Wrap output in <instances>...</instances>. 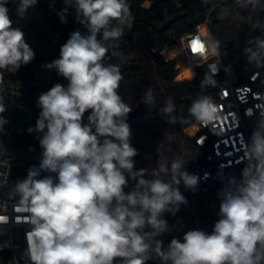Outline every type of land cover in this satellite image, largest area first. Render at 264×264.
Here are the masks:
<instances>
[{
  "label": "clouds",
  "instance_id": "1",
  "mask_svg": "<svg viewBox=\"0 0 264 264\" xmlns=\"http://www.w3.org/2000/svg\"><path fill=\"white\" fill-rule=\"evenodd\" d=\"M38 0H19L17 16L36 8ZM57 15L66 23L68 9L86 32L75 30L60 48V57L46 68H55L67 86L56 83L42 92L35 127L42 149L39 166L28 169L15 183L18 203L29 214L26 264H264V109L255 116L250 140L245 143L241 178L231 179L218 193V219L212 231L193 229L182 240L161 239L170 231L165 213L179 211L187 200L180 185L194 193L200 178L185 170L180 158L169 161L160 153L157 167L148 174L137 169V149L130 143L127 122L132 108L118 93L119 67L103 60L107 41L119 40L133 16L127 0H63ZM0 0V69L29 64L34 50L24 32L13 27L7 7ZM239 9L257 14L264 0H234ZM230 9L222 8L224 19ZM261 34L248 41L247 61L264 68V22L253 25ZM219 54V42L210 45ZM2 79V77H0ZM215 85L211 77L202 81ZM152 104L149 92L144 100ZM0 106V113L4 112ZM175 104L168 98L160 109L168 123H175ZM87 114V115H86ZM189 114L207 126L218 119L211 97L193 101ZM7 120L0 116V132ZM48 175L41 176V173ZM55 174V175H52ZM146 229H149L146 231Z\"/></svg>",
  "mask_w": 264,
  "mask_h": 264
},
{
  "label": "trees",
  "instance_id": "2",
  "mask_svg": "<svg viewBox=\"0 0 264 264\" xmlns=\"http://www.w3.org/2000/svg\"><path fill=\"white\" fill-rule=\"evenodd\" d=\"M208 1L209 8H204L201 0H127L133 16L131 27L124 28V34L119 40L106 42L108 50L103 63L119 67L123 78L118 93L124 102L135 109L144 102L149 92L153 97V106L145 118L129 123L130 143L138 152L135 157L136 168L147 169L149 175L160 159L158 148L169 161L183 159L185 170L189 174L203 161L204 152L196 145L198 130L194 118L189 114V108L199 97L214 98L224 79L211 76L206 64L196 67L193 79H177L180 74L181 78H191L193 68L212 54L210 36L207 27L203 25H208L213 41L219 42L218 55L222 63L232 65L236 70L245 66L244 49L248 46L246 34L251 37L261 34L259 28L253 27L258 20L255 14L227 4L216 6L211 11L215 3L213 0ZM18 3L19 0H8L7 7L13 27L24 32L26 42L35 52L33 60L27 65H21L18 71L27 76H35L41 71L52 80L53 86L56 83L67 86L68 81L59 76L55 68L48 70L45 65L60 57V48L71 32H86L76 21L75 9H68L67 22L62 23L57 13L65 7L63 0H38L36 8L29 9L23 17L16 14ZM222 8H228L230 12L224 19H219ZM166 21L169 24L164 29L156 28ZM197 27L199 28L193 31ZM191 31L193 32L186 35ZM182 37L181 44L175 45ZM199 45L202 50H199ZM167 47L169 48L166 49ZM195 47L197 52L192 51ZM163 51L167 58H175L178 64L175 60H167ZM206 77H211L215 85L202 86ZM170 97L176 109L175 123H168L167 116L160 111ZM29 109L34 121L28 129L35 127L38 117L33 108ZM38 135L28 132L24 136L13 137L11 144L5 147L8 153L28 158L25 168L12 175L10 189L13 192L16 181L23 180L30 167L39 166L42 149L38 143ZM44 175L48 173L42 172L41 176ZM179 187L187 203L182 204L175 214H164L163 218L168 221L170 228L161 237L165 245L173 237L182 240L184 233L189 230L211 232L218 219L220 201L213 195H193L183 184ZM9 258L8 254H0V264H8ZM154 260L156 259L148 261V264Z\"/></svg>",
  "mask_w": 264,
  "mask_h": 264
},
{
  "label": "built area",
  "instance_id": "3",
  "mask_svg": "<svg viewBox=\"0 0 264 264\" xmlns=\"http://www.w3.org/2000/svg\"><path fill=\"white\" fill-rule=\"evenodd\" d=\"M213 1L215 6L211 11L223 4L235 6L234 0ZM201 4L204 8L210 7L208 0H201ZM255 16L264 22V11ZM203 26L207 27L212 43L208 25ZM183 37L178 43L181 44ZM192 51L195 52L196 47ZM202 64H206L211 76L222 77L224 82L218 87L215 97L211 98L217 107L218 119L207 126L193 120L198 130L195 142L204 155L202 163L190 172L200 178L198 190L195 193L187 190L193 195H213L220 201L218 193L231 179L238 181L246 165L243 160L244 146L255 126V116L249 117L246 113L252 109L258 115L259 110L264 109V68H254L246 58L244 68L236 70L232 65H224L219 55L213 54L199 63ZM0 77V106L5 109L0 116L7 120L4 131L0 132V218H3L0 220V254L10 255L8 264H25L23 253L27 248L26 233L30 230L26 220L29 214L19 205V198L10 189V183L13 173L25 168L28 158L8 153L5 147L11 144L13 137L28 133L29 126L20 119L19 110L24 108L32 114L30 107L39 114L38 97L53 83L43 74L27 76L14 67L0 69ZM149 264H160V261L156 259Z\"/></svg>",
  "mask_w": 264,
  "mask_h": 264
},
{
  "label": "water",
  "instance_id": "4",
  "mask_svg": "<svg viewBox=\"0 0 264 264\" xmlns=\"http://www.w3.org/2000/svg\"><path fill=\"white\" fill-rule=\"evenodd\" d=\"M169 24V21H166L162 24H159L156 26V28L158 30H162L164 29L167 25ZM247 37V43L248 41H250L253 37H251L250 35L246 34ZM180 69V68H179ZM153 106L152 104H147L145 102H141L135 109L132 110V112H130L128 114V118H127V122L128 124L133 121V120H139V119H143L146 116V113L148 112V110ZM20 113V119L27 125V126H31L33 123V116L32 114L24 108H21L19 110Z\"/></svg>",
  "mask_w": 264,
  "mask_h": 264
},
{
  "label": "crops",
  "instance_id": "5",
  "mask_svg": "<svg viewBox=\"0 0 264 264\" xmlns=\"http://www.w3.org/2000/svg\"><path fill=\"white\" fill-rule=\"evenodd\" d=\"M177 44H180V43H176L175 45H177ZM173 46H174V45H173ZM171 47H172V46H171ZM168 48H169V47H168ZM168 48H166V49H168ZM166 49H165V50H166ZM165 50H164V51H165ZM164 51L162 52L163 55H164ZM164 57H165L167 60H171V59H172V60H175L176 63H177V60H176L175 58H167L165 55H164ZM197 66H199V64H197V65L193 68V76H192L191 79H193V78L195 77V75H196V70H195V69H196ZM177 79H178V78H177ZM178 80H180V79H178ZM181 81H182V80H181Z\"/></svg>",
  "mask_w": 264,
  "mask_h": 264
},
{
  "label": "rangeland",
  "instance_id": "6",
  "mask_svg": "<svg viewBox=\"0 0 264 264\" xmlns=\"http://www.w3.org/2000/svg\"><path fill=\"white\" fill-rule=\"evenodd\" d=\"M178 64V63H177ZM177 67H178V65H177ZM49 70V69H48ZM37 74L38 75H42V72L41 71H39V72H37ZM192 78V77H191ZM191 78H188V79H185V78H181V74L178 76V79H180V80H189V79H191Z\"/></svg>",
  "mask_w": 264,
  "mask_h": 264
},
{
  "label": "snow or ice",
  "instance_id": "7",
  "mask_svg": "<svg viewBox=\"0 0 264 264\" xmlns=\"http://www.w3.org/2000/svg\"><path fill=\"white\" fill-rule=\"evenodd\" d=\"M199 50H202V47L199 49ZM3 218H0V220H2Z\"/></svg>",
  "mask_w": 264,
  "mask_h": 264
}]
</instances>
